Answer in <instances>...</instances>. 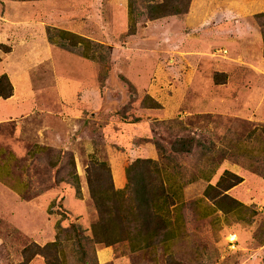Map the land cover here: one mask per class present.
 <instances>
[{
	"label": "rangeland",
	"instance_id": "1",
	"mask_svg": "<svg viewBox=\"0 0 264 264\" xmlns=\"http://www.w3.org/2000/svg\"><path fill=\"white\" fill-rule=\"evenodd\" d=\"M161 2L188 5L148 19ZM263 13L264 0H0V75L12 89L0 98V264H264V88H249V71L216 31L243 14L264 59V18L255 17ZM47 29L84 42L69 47L56 35L50 43ZM239 55L255 60L253 50ZM227 77L251 95H217ZM183 138L201 149L173 153ZM162 155L185 193L167 225H149L169 234L133 252L124 241L94 244L92 161L122 189L128 164L164 165ZM223 171L240 182L203 197ZM54 241L56 253H29Z\"/></svg>",
	"mask_w": 264,
	"mask_h": 264
},
{
	"label": "trees",
	"instance_id": "2",
	"mask_svg": "<svg viewBox=\"0 0 264 264\" xmlns=\"http://www.w3.org/2000/svg\"><path fill=\"white\" fill-rule=\"evenodd\" d=\"M187 5L188 3L184 6L177 3L164 2L152 4L148 8L147 16L148 19L153 20L167 15L185 13ZM130 14L131 3L128 4V18ZM255 17L264 18V13ZM50 31L49 29L46 30V39L50 43H54L56 35L59 39L67 41L69 47H74L76 44L84 42L82 38L68 32L56 31V34H51ZM260 33L264 57V30H261ZM11 92L12 89L6 76L0 75V98L6 99L10 97ZM151 103V109L159 107L155 102L151 101ZM192 139L175 140L171 144V151L175 154H189L195 147L201 149V145L197 141L193 144ZM32 148H34L33 152H44L45 150L36 145H33ZM156 148L158 151H162L160 146L156 145ZM204 149L208 150V148ZM162 159L166 161V164L163 165L147 158H137L132 161L123 170L125 184L122 189L113 187L109 169L104 162L92 161L91 168L86 170V183L89 197L97 214L96 221L90 225L91 241L94 244L110 247L124 241L129 251L133 252L154 245L156 243V237L154 236L157 235L158 231H162L164 235L169 234L167 230L159 229L161 226L167 225L165 217L169 214V208L182 205L184 183L177 182L178 172H174L172 168L168 172L171 160L163 155ZM206 177L207 175L201 172L199 179L206 182ZM75 178V176H72L73 181H75ZM226 178L231 180L227 181ZM235 180L240 182V178L237 176L223 171L215 186L205 185L202 190V196L214 198V196L209 194L211 191L216 190V188L226 191L235 186ZM233 203L237 206L239 205L234 200ZM217 205H220V203H217ZM157 223L161 224L157 229L149 226ZM71 227L76 230L75 236L77 237V232H80V229L74 225ZM81 238L80 236L77 242ZM57 242L54 241L42 247L32 245L34 250L30 249L29 253L44 256L48 252L56 253ZM26 261L27 258L24 257L23 263ZM47 264H53L50 257H47Z\"/></svg>",
	"mask_w": 264,
	"mask_h": 264
},
{
	"label": "crops",
	"instance_id": "3",
	"mask_svg": "<svg viewBox=\"0 0 264 264\" xmlns=\"http://www.w3.org/2000/svg\"><path fill=\"white\" fill-rule=\"evenodd\" d=\"M242 19H244L245 21H243ZM248 23L249 22L246 21L245 17H243V14H241L238 16V18H235L232 23L230 22L229 25H224L222 23L221 25L216 26V31L218 33L217 36L220 37L221 31H225L221 37L223 39L222 42L224 45L228 46L229 54H231V52L236 54L232 59L233 63L236 66L245 67L246 71H249L248 76L250 77V79H247L251 84L249 88H264V59L261 58L259 53V40L256 41L252 39V35H255V33L253 34L250 32L252 28H250ZM251 50H253L255 55L254 61H246L240 57L239 54L241 52L248 53ZM239 80L240 79L236 80V82L238 81V84H242V79L241 81ZM234 85L235 84L232 83V79L227 77L224 83L217 84V95L219 94L220 96H226L227 98L229 97V101H238L240 98H243L244 100L247 97L250 89L244 88L242 92L237 88V86ZM249 95L251 94L249 93ZM248 102H251L250 99ZM230 104L234 103L230 102ZM230 107L226 108L227 114H230L229 110L233 111ZM120 185L121 184H116L115 187L119 189L121 188ZM183 194L185 195V193Z\"/></svg>",
	"mask_w": 264,
	"mask_h": 264
}]
</instances>
